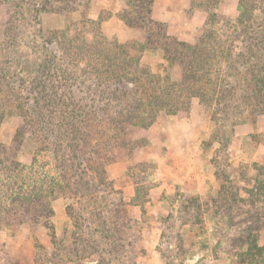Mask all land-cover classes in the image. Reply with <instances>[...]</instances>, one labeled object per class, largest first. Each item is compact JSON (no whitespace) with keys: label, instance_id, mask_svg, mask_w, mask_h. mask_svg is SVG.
Listing matches in <instances>:
<instances>
[{"label":"rangeland","instance_id":"1","mask_svg":"<svg viewBox=\"0 0 264 264\" xmlns=\"http://www.w3.org/2000/svg\"><path fill=\"white\" fill-rule=\"evenodd\" d=\"M153 1L151 18L158 24L151 27L146 18L135 19L134 24L125 20L143 16L132 11L133 0H74L68 10L57 8L59 1L51 0L56 5L40 11L41 22L34 18L33 28L29 25L32 15L11 7L9 0H0V44L8 42L10 58L21 54L29 58L38 55L32 44L50 39L59 47L56 42L65 30L69 37L85 38L99 46H103V36L122 44L143 42L151 36L159 47L143 52L142 59L152 72L164 76L171 70L160 46L165 41L164 32L170 38L194 44L206 37L207 29L214 30L213 40L221 41L224 49L230 45L236 56L239 52L249 55L251 41L260 35L261 44L255 51L264 59V0H245L251 18L238 27L241 0ZM210 16L214 20L207 25ZM93 20L101 21L100 33L92 27ZM36 26L43 27V36ZM8 27L12 38L6 39ZM55 52L61 54L60 50ZM216 64L212 75L204 78L206 90L216 85L215 70L220 62ZM80 65L86 66L85 59ZM245 66H239L241 74ZM240 75L227 81L247 86L246 74ZM208 93L210 98L216 97ZM80 95L82 104H93L86 90ZM222 99L219 106L214 102L206 106L196 96L182 98L179 102L186 108L177 113L158 112L151 125L132 127L124 136L126 142L118 141L114 146L107 143L115 128L109 119L117 115L100 113L98 117L106 122L93 133L94 141L101 150H107L110 161L104 167V178L91 171L95 177L91 190L96 191L97 199L86 202L57 196L49 204L54 211L50 215L43 213L28 220L25 213L14 211L10 217L26 220L14 223L9 217L2 219L0 264H255L251 255L259 251H251L246 233L251 225L257 227L258 244L264 245V216L261 222L254 217L256 211L264 213V196L259 198L258 193L251 192L258 175L253 164L264 163V103L253 99L257 107L245 104L247 108L242 114L243 109L238 112L239 118L230 113L231 118L226 119L222 107L231 99ZM20 119L13 116L0 124V151L6 150L5 154L0 152V200L8 203L19 187L9 184L10 174L19 173L17 182L21 184L24 179L25 189L38 181L46 187L58 175L52 153L41 149L44 145L39 139L33 145L25 139L18 148L14 146ZM17 162L21 165L18 171ZM89 203L98 208L95 214L88 211ZM70 207L80 214V230L74 226ZM106 210L110 211L106 214L107 226L117 233V251H111L114 256L106 254L105 248L111 247L105 245L100 233L88 243L75 238L76 233L89 238L88 227L100 228V214ZM129 242L133 244L128 253L125 248Z\"/></svg>","mask_w":264,"mask_h":264},{"label":"trees","instance_id":"2","mask_svg":"<svg viewBox=\"0 0 264 264\" xmlns=\"http://www.w3.org/2000/svg\"><path fill=\"white\" fill-rule=\"evenodd\" d=\"M58 1L60 3L56 5L57 2L51 3V0H9L11 7L27 12L29 17L32 15L33 19L30 18L29 25L33 28L34 18L41 22L38 18L40 11H49L55 5L61 10H68L74 0ZM133 2L132 11L143 16H135L132 19L126 17V21L131 20L134 24L135 19L146 18L149 27L154 23L158 24L151 18L153 0L147 1V4L146 0H133ZM247 4L245 0L240 1L241 14L236 27L251 18ZM143 10L147 16L142 14ZM211 16L208 17L207 25H211L214 20ZM92 22V27H97L100 33L101 21ZM36 27L37 32L43 36V27ZM213 31L208 32L206 29V32L204 31L206 37H200L194 44L170 38L167 32H164L165 41L160 46L171 69L164 76L152 72L150 66L142 59L143 52L159 47L151 36L143 42L131 41L124 44L117 40H108L103 36L100 41L103 46H99L95 41L69 37L65 30L63 38L56 42L59 47L50 39L40 45L30 44L33 52H37L38 55L26 57L27 59L23 54L21 57L10 58L7 54L8 42L1 41L0 124L10 117L19 116L21 122L14 137V146L18 148L25 139L33 145V141L39 139L44 145L41 149H48L52 153L58 175L52 178L46 187L42 185V181H38L25 189L24 179L21 184L17 182L20 179L19 173L10 174L7 179L9 184H18L19 187L11 194L9 203L0 200V212L4 214V216L0 215V222L6 217L11 218L14 223L26 220L23 216L22 219L10 217L14 211L25 213L28 215V220L32 217L37 218L43 213L50 215L54 211L49 204L57 196L78 200L82 198L86 202H94L97 199L96 191L91 190L95 183L91 171L97 172L101 178H104L106 174L104 167L110 161L107 150H101V145L94 141L93 133L99 130L100 124L106 122L100 120L101 117H98L100 113L117 115L109 119L115 128L107 143L114 146L118 141L123 142L122 144L126 142L124 136L132 127L151 125L158 112L177 113L182 108H186V104L180 103L182 98L190 99L196 96L206 106L211 102L219 106L222 97H230L231 101L222 107L227 114L226 119L231 118L230 113L239 118L237 114L241 109H243L241 114L245 111L247 108L245 104L253 103L257 107L253 99L264 103V59L260 58L261 53L255 51V48L261 44L260 35L251 41L247 50L249 55L239 52L237 57L232 55L230 45L224 49L221 47V41L213 40L215 37ZM10 34L8 27L6 39L12 38ZM217 46L220 49L216 48ZM58 50L61 51L59 54L61 57L55 52ZM79 54L85 55V58L80 57ZM84 59L86 66L81 67L80 61ZM216 62H220V67L215 70L216 85L213 84L206 90L203 86L204 78L212 75ZM223 62L226 63L224 67L221 66ZM243 65H246L245 73L242 74H246L247 86L238 87L237 84L227 81L235 74L237 75L235 78L238 79V75L241 74L238 71L239 66ZM175 71L179 75H174ZM222 71H224L223 77H221ZM86 80H89L88 84ZM84 90L94 100L92 105H84L80 102L82 96L80 94ZM208 92L216 97L210 98ZM79 96L80 98L76 100ZM0 152L5 154L6 150ZM16 165L15 169L18 171L21 165L18 162ZM253 166L258 175L251 192L258 193L261 198L264 196V163H254ZM8 167L11 169L12 166ZM88 208L91 215L98 209L92 203H89ZM72 209L73 207L69 208L75 218L74 226L80 230L78 222L80 214ZM109 212L106 210L100 214L102 218L100 228L95 227L91 230L88 227L89 238L80 236V233H76L75 238L88 243V240H93L94 235L100 233L105 245L111 247L105 248L106 254L114 256L111 251H117V233L111 231V226H107L109 224L106 214ZM254 214L256 222H261L264 213L256 211ZM50 228L54 238L53 227ZM249 229L250 231L246 233L249 236V247L251 251H259L258 254L252 253L251 257L255 260L253 262L264 264V245L258 244L257 227L251 225ZM132 244L129 242L126 246L128 248H125L128 253L132 251ZM99 246L101 248L100 243ZM259 259L263 261L258 262ZM119 262H122V259Z\"/></svg>","mask_w":264,"mask_h":264}]
</instances>
